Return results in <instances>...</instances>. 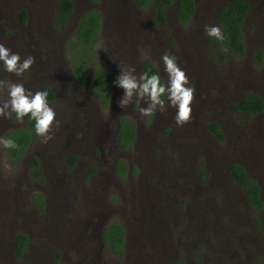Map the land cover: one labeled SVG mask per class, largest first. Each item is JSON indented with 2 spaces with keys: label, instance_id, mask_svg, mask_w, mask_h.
<instances>
[{
  "label": "rangeland",
  "instance_id": "rangeland-1",
  "mask_svg": "<svg viewBox=\"0 0 264 264\" xmlns=\"http://www.w3.org/2000/svg\"><path fill=\"white\" fill-rule=\"evenodd\" d=\"M73 1L61 27L58 0H0V43L22 59L35 57L22 78L3 71L0 63V78L33 92L48 87L58 122L51 140L44 143L36 135L18 159L0 145V264H264V109L245 115L231 107L248 91L264 98V0H249L241 55L214 45L204 32L205 25L220 26L217 9L226 0H195L186 23L177 20L170 4L161 25L153 24V7L140 8L134 0ZM92 6L102 22L91 50L115 77L119 65L134 66L139 74L148 60L163 81L161 56L178 57L194 87L190 122L178 126L171 107L141 118L140 103L120 108L124 92L114 83L105 104L75 81L76 49L67 42L80 13ZM141 50L147 58L141 59ZM121 115L137 127L127 149L116 143ZM212 122L219 124L223 139L209 130ZM22 124L0 118V137ZM70 155L77 156L73 165ZM33 156L39 158L42 178L30 165ZM116 159L127 163L125 176L117 173ZM232 161L258 180L262 208L248 205L230 176ZM34 192L44 196V209L33 202ZM110 221L121 224L129 238L121 256L100 242ZM17 231L29 238L22 257L12 250Z\"/></svg>",
  "mask_w": 264,
  "mask_h": 264
},
{
  "label": "trees",
  "instance_id": "trees-1",
  "mask_svg": "<svg viewBox=\"0 0 264 264\" xmlns=\"http://www.w3.org/2000/svg\"><path fill=\"white\" fill-rule=\"evenodd\" d=\"M140 8L151 6L154 10L153 24L161 25L166 21V6L175 3L177 20L186 23L190 19L194 9V0H134ZM74 6L73 0H58L56 9V23L63 27L70 18ZM249 3L247 0H229L225 5L217 10V20L225 35L223 43L212 38L214 45H221L227 48L234 55H241L245 50V44L242 35V24L248 12ZM22 18H26V11L21 10ZM102 22V15L97 7H88L83 10L76 21L74 27V38L68 40L70 49L76 51L72 57L73 67L72 75L75 81L83 88L88 90L95 98L107 103L109 101V87L116 79L114 71L104 64L100 59L95 57L92 52L98 29ZM72 55V53H71ZM262 52L257 50L256 59L260 61ZM160 75L159 70L148 60L142 64V72ZM41 90L48 93V100L54 98L53 92L43 86ZM233 110L240 111L245 115H253L262 112L264 109V98L260 93L248 91L231 104ZM209 130L219 139L224 138V134L217 122L209 123ZM135 123L125 115L118 118L116 130V143L120 149L131 147L135 138ZM35 121L30 116L24 117L23 124L7 129L3 137L15 140L18 145L16 148H4L5 151L13 157V160L20 158L32 139L36 136ZM77 160L76 155H70L68 161L73 165ZM38 156H33L30 165L35 168V174L42 178L39 166ZM116 171L125 176L128 172V165L121 159L115 160ZM202 169V168H201ZM92 170V169H91ZM90 170V171H91ZM229 171L233 181L238 183L244 190L247 203L254 208H262L263 200L261 198L260 184L256 178L248 171L242 163L232 161L229 163ZM32 200L40 209H44L45 199L41 193H32ZM264 228V216L260 218ZM125 232L124 228L116 221H110L101 231V238L106 246L116 254L121 255L123 252ZM29 242L26 233L17 231L14 234L13 251L17 257H22L24 250ZM56 264H59L56 262ZM172 264H183L181 260H176Z\"/></svg>",
  "mask_w": 264,
  "mask_h": 264
},
{
  "label": "clouds",
  "instance_id": "clouds-1",
  "mask_svg": "<svg viewBox=\"0 0 264 264\" xmlns=\"http://www.w3.org/2000/svg\"><path fill=\"white\" fill-rule=\"evenodd\" d=\"M205 35L220 41L225 40L222 28L218 25H205ZM227 51V48L224 49ZM147 58V52L141 50V59ZM163 72L166 79L158 74H149L145 71L137 74L134 66L126 69L121 67L120 74L113 81L114 85L123 89L124 94L119 100L121 109H128L134 103H140L139 115L141 118L152 117L158 112H164L166 108L175 109V122L183 126L190 122L194 101V87L190 86L186 72L178 65V57L165 52L161 56ZM0 63L3 71L22 78L35 63V57L28 55L21 58L19 53L12 52L3 43H0ZM6 94V98H0V118L15 120L22 123L24 117L30 116L35 121L37 136L42 142L47 143L53 137L50 134L53 129L56 113L48 103V93L43 90L33 92L26 89L23 83L10 79L0 78V97ZM0 145L4 148H16L15 140L0 137Z\"/></svg>",
  "mask_w": 264,
  "mask_h": 264
},
{
  "label": "flooded vegetation",
  "instance_id": "flooded-vegetation-1",
  "mask_svg": "<svg viewBox=\"0 0 264 264\" xmlns=\"http://www.w3.org/2000/svg\"><path fill=\"white\" fill-rule=\"evenodd\" d=\"M229 0H226V1H224V3L220 6V7H222L223 5H225L227 2H228ZM248 1V3H249V9H250V1L249 0H247ZM194 3H195V9H196V1L194 0ZM174 4V6L176 7V5H175V3H173ZM219 7V8H220ZM218 8V9H219ZM195 9H194V11H193V13H192V15H191V17L193 16V14L195 13ZM217 9V10H218ZM249 9H248V11H249ZM177 10V9H176ZM176 13H177V11H176ZM248 13V12H247ZM247 15V14H246ZM246 17V16H245ZM143 64V63H142ZM119 118V117H118ZM118 118H117V123H118ZM135 126H136V124H135ZM117 128V127H116ZM117 130V129H116ZM136 135H137V127H136V134H135V138H136ZM135 138H134V140H135ZM134 140L132 141V144H133V142H134ZM31 143V142H30ZM30 145V144H29ZM78 161V160H77ZM116 169V168H115ZM228 170H229V166H228ZM118 173V172H117ZM229 173H230V171H229ZM119 174V173H118ZM120 175V174H119ZM120 176H122V175H120ZM230 176H231V173H230ZM231 178H232V176H231ZM238 184V183H237ZM239 185V184H238ZM240 186V185H239ZM260 192H261V188H260ZM244 195H245V193H244ZM245 198H246V196H245ZM246 201H247V198H246ZM249 205V204H248ZM121 225V224H120ZM122 226V225H121ZM123 227V226H122ZM124 228V227H123ZM103 229V228H102ZM102 231V230H101ZM124 232H125V229H124ZM15 234V233H14ZM14 234H13V236H12V250H13V241H14ZM128 236H127V234H126V232H125V237H124V243H123V251L125 250V248H126V246H127V241H128ZM100 242H101V244L102 245H104L105 247H107L112 253H114L116 256H121L122 254H123V252H122V254L121 255H118V254H116L113 250H111L108 246H106L105 244H104V242H103V240H102V238H101V232H100ZM141 259H142V261H144L145 262V260L146 259H148V258H146V257H141ZM174 261H172L170 264H172Z\"/></svg>",
  "mask_w": 264,
  "mask_h": 264
}]
</instances>
